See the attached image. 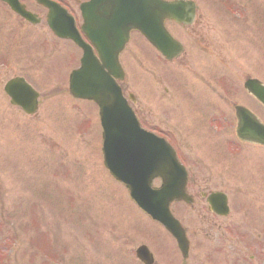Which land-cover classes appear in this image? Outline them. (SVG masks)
<instances>
[{
  "label": "rangeland",
  "instance_id": "1",
  "mask_svg": "<svg viewBox=\"0 0 264 264\" xmlns=\"http://www.w3.org/2000/svg\"><path fill=\"white\" fill-rule=\"evenodd\" d=\"M194 1L195 24L169 25L184 43L183 53L165 62L170 72L143 58L133 35L123 55V91L136 97L132 106L142 125L178 145L184 161L194 164L190 191L197 201L192 208L174 206L198 239L203 184L198 162L206 164L207 184L230 195L243 190L246 210L255 220L264 215V147L237 139L234 110L242 104L264 120V107L244 89L249 78L264 84V0ZM142 40L141 46L151 49ZM67 43L57 42L42 26L12 17L7 24L0 12V264H140L134 248L146 241L140 237L146 236L147 217L103 165L98 108L69 95L68 73L78 50ZM53 47L61 53L54 54ZM172 73H184L188 84H170ZM24 75L41 96L34 116L10 105L4 92L10 78ZM190 88L195 99L203 93L201 101L211 105L200 112L207 126H198V133L188 121L189 114L199 117L195 105L180 95ZM209 141L218 148V163L206 149ZM70 183L77 190L68 188ZM243 212L233 208V217L221 220H240Z\"/></svg>",
  "mask_w": 264,
  "mask_h": 264
},
{
  "label": "water",
  "instance_id": "2",
  "mask_svg": "<svg viewBox=\"0 0 264 264\" xmlns=\"http://www.w3.org/2000/svg\"><path fill=\"white\" fill-rule=\"evenodd\" d=\"M6 1L17 13L30 18L31 14L16 0ZM98 6L100 11L92 12L93 15L89 14V9L87 13L88 5L83 8L86 23L90 26L117 12L104 9L103 0H100ZM124 6L109 22L106 20L105 24L91 28V34L88 32L100 55L104 56L103 64L98 62L90 48L83 45L77 35H71L84 48L85 54L81 68L71 74L69 90L75 98L93 100L99 106L104 165L111 175L124 182L138 205L163 223L182 243L183 229L170 213L169 206L175 199L186 198V172L163 139L141 128L113 76L124 78L118 56L129 39L131 28L139 29L169 58L182 51L181 45L166 31L164 20L170 18L182 24H190L196 14V4L185 0H139L132 8H129L128 3ZM120 17L122 19L118 21ZM245 86L264 104V86L260 81L250 79ZM5 92L11 97V103L20 106L25 113L33 115L38 111L39 93L23 78L8 81ZM236 111L240 138L264 144V126L246 108L238 106ZM155 177L163 181L162 188L156 191L151 188Z\"/></svg>",
  "mask_w": 264,
  "mask_h": 264
},
{
  "label": "flooded vegetation",
  "instance_id": "3",
  "mask_svg": "<svg viewBox=\"0 0 264 264\" xmlns=\"http://www.w3.org/2000/svg\"><path fill=\"white\" fill-rule=\"evenodd\" d=\"M51 1L58 3L66 9V11H68V13L72 16L77 29L81 31L83 24L81 5L89 0ZM19 2L22 3L28 11L34 14L33 19L36 23L32 24L19 15H15L5 2L0 1V3H3L4 9L2 17L6 18L7 24L11 17L14 21L16 16L25 24H30L35 27L42 26L43 32L53 35L57 42H64L65 44H68L67 42H71L70 40L59 39V37L52 33L48 25L49 10L40 4L38 0H19ZM67 26L68 32L71 31L72 23L67 22ZM61 32L66 33L67 31L61 30ZM59 47H63V45H59ZM59 47H53L55 50L54 54L58 55L61 53ZM191 129L192 133L199 132V129L196 130V128L193 127H191ZM192 137H195V135ZM184 163L188 168L189 174L187 191L194 195L190 191L191 182L195 183V180L192 178L194 164L187 159ZM198 166L201 172L199 181L203 183L200 185L201 189L199 190L202 217V237L198 239L192 238L190 236L189 228L185 225L187 236H189V250L187 249L184 252L171 234L165 230V228L152 224L145 227L147 230V236L140 237V239H144L146 241L139 242L136 245L134 248L135 256L137 249L140 246L146 245L153 256L150 257L149 252L145 249V252L147 253L145 261L149 264H264V215L260 214V217L255 220L253 218V214L246 210V206L242 205V201L244 203V200L241 198L242 195L240 194L243 193V190H238L235 191V194H237L241 199L236 198L233 193L230 195L227 191H220L228 196L229 207V213L226 216H222L221 213L225 214L223 213L224 209L222 207V198H211V195L218 192V190L212 188L211 184H207L202 177V167L205 168L206 164L198 162ZM181 203L182 202H176L174 205H181ZM177 205L176 207L173 206L172 210L182 218ZM241 206L244 208V212L240 216L242 219L230 220L228 222L221 220L227 219L229 216L233 217V215H231L233 208H237L238 210L239 208H242ZM244 220H246L251 226H248ZM254 226L257 227L258 230H255ZM229 230L230 232H228ZM122 244L125 245L124 243ZM121 248L123 249L124 246ZM139 263L143 264L140 261Z\"/></svg>",
  "mask_w": 264,
  "mask_h": 264
},
{
  "label": "bare ground",
  "instance_id": "4",
  "mask_svg": "<svg viewBox=\"0 0 264 264\" xmlns=\"http://www.w3.org/2000/svg\"><path fill=\"white\" fill-rule=\"evenodd\" d=\"M67 187H68V188H71V189H75V190H77L76 187H75V185H74L73 183H70L69 186L67 185ZM75 192H76V191H75ZM82 194H83V193H82ZM82 194H81V195H82Z\"/></svg>",
  "mask_w": 264,
  "mask_h": 264
}]
</instances>
